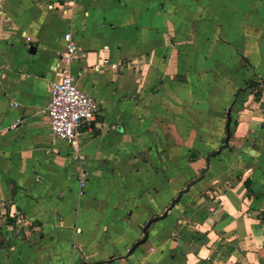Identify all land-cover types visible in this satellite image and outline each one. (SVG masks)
I'll return each instance as SVG.
<instances>
[{
    "label": "crops",
    "instance_id": "obj_1",
    "mask_svg": "<svg viewBox=\"0 0 264 264\" xmlns=\"http://www.w3.org/2000/svg\"><path fill=\"white\" fill-rule=\"evenodd\" d=\"M0 1V264H264V0ZM69 31L81 156L47 113Z\"/></svg>",
    "mask_w": 264,
    "mask_h": 264
},
{
    "label": "built area",
    "instance_id": "obj_2",
    "mask_svg": "<svg viewBox=\"0 0 264 264\" xmlns=\"http://www.w3.org/2000/svg\"><path fill=\"white\" fill-rule=\"evenodd\" d=\"M64 40L65 51L55 66L59 77L52 82L47 113L54 137L66 141L81 156L82 129L92 125L101 108L96 98L77 84L72 73V64L78 59L73 32L65 33Z\"/></svg>",
    "mask_w": 264,
    "mask_h": 264
},
{
    "label": "rangeland",
    "instance_id": "obj_3",
    "mask_svg": "<svg viewBox=\"0 0 264 264\" xmlns=\"http://www.w3.org/2000/svg\"><path fill=\"white\" fill-rule=\"evenodd\" d=\"M9 20L10 19H8L7 22H10ZM226 111H227V108H226ZM222 119H223V124H224V127H223L224 128V132L221 133V130H220V133H219V130H218L217 135H219L220 138L223 137V143L226 144V140L225 139L228 136V132L226 131V129H227L226 124H227V120H228L226 112L222 113ZM232 119H233V117H231V122H233ZM235 123L236 122L234 121L233 124H235ZM231 127H232V123H231ZM165 135H166V138H164V140H166L167 142L170 141V136L168 134H165ZM178 135H181V132L178 133ZM179 141H181L180 137H179ZM220 141H221V139H220ZM181 144H183V143H181ZM214 144H215V147H212L209 150H197V149H194L192 153H188V150L187 149H183V148L171 149V148L167 147L166 149H161V157H178V156H180V157L181 156L189 157V156H192V157H195V158H199L200 156L204 155L205 157L207 156L209 158V156L211 154L214 155V157H215V156L220 155L221 151H223L222 150L223 148H221V147H224V146H221L220 148H218V144L217 143H214ZM207 168H209V166H207ZM217 190L219 191V189H217Z\"/></svg>",
    "mask_w": 264,
    "mask_h": 264
},
{
    "label": "water",
    "instance_id": "obj_4",
    "mask_svg": "<svg viewBox=\"0 0 264 264\" xmlns=\"http://www.w3.org/2000/svg\"><path fill=\"white\" fill-rule=\"evenodd\" d=\"M145 232H146V234H147V229H145Z\"/></svg>",
    "mask_w": 264,
    "mask_h": 264
}]
</instances>
